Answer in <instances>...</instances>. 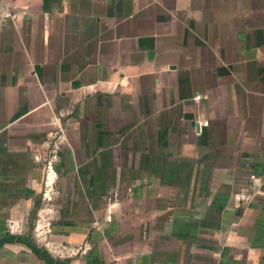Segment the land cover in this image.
<instances>
[{"label": "crops", "instance_id": "obj_1", "mask_svg": "<svg viewBox=\"0 0 264 264\" xmlns=\"http://www.w3.org/2000/svg\"><path fill=\"white\" fill-rule=\"evenodd\" d=\"M42 186L61 223L28 239ZM4 238L0 264H264V0H0Z\"/></svg>", "mask_w": 264, "mask_h": 264}, {"label": "rangeland", "instance_id": "obj_2", "mask_svg": "<svg viewBox=\"0 0 264 264\" xmlns=\"http://www.w3.org/2000/svg\"><path fill=\"white\" fill-rule=\"evenodd\" d=\"M53 151H56V150L53 149ZM48 157H49L48 159L50 160V162L49 161L43 162L44 168L42 171V175L45 179H46V177L47 178L50 177V176H48V172H51V169H53V161L55 160L54 159L55 156L53 153L48 155ZM59 189L60 188L52 187V186H50V187L48 186L47 188H45V186H42L39 193L36 195V197H34L35 204L32 208V211L29 213V215L26 218H24L22 220L20 219V221H18V222H21L22 230L24 232L23 234H27L28 239L30 238V235H31L30 232H32V234L34 236L33 229L35 228V225L38 222H39V225H41V227L44 226L43 230L46 234V237H48L47 236L48 234L49 235L53 234V231H50V232L46 231L45 228L47 226L46 225L47 222L48 223L51 222V224L54 223L55 225L61 223V219L58 218V211L60 210V204H58L59 203L58 197L60 194ZM47 190L49 193L48 199L45 198L44 199L45 201H41V198H42L41 194ZM46 209L49 210L48 215L46 213ZM37 212H41L39 216L36 215ZM18 224L19 223H17V225ZM11 227H13V230H16V227L14 225H12ZM50 228H51V226H50ZM17 232H20V230H18ZM46 239H47L46 241L48 242L49 238H46ZM61 256H66V253H63V255H61Z\"/></svg>", "mask_w": 264, "mask_h": 264}, {"label": "trees", "instance_id": "obj_3", "mask_svg": "<svg viewBox=\"0 0 264 264\" xmlns=\"http://www.w3.org/2000/svg\"><path fill=\"white\" fill-rule=\"evenodd\" d=\"M13 241L15 242H20L21 240L17 239V240H13L12 238H4L3 240H0V246L4 243H12ZM28 247L30 249L31 252H37L36 249H34L33 246L28 244ZM45 255V254H44ZM44 261L46 263H52V260L48 257V256H44ZM55 264H61V263H55Z\"/></svg>", "mask_w": 264, "mask_h": 264}, {"label": "built area", "instance_id": "obj_4", "mask_svg": "<svg viewBox=\"0 0 264 264\" xmlns=\"http://www.w3.org/2000/svg\"><path fill=\"white\" fill-rule=\"evenodd\" d=\"M52 125L54 126L55 125V120L53 119V121H52ZM56 126V125H55Z\"/></svg>", "mask_w": 264, "mask_h": 264}]
</instances>
